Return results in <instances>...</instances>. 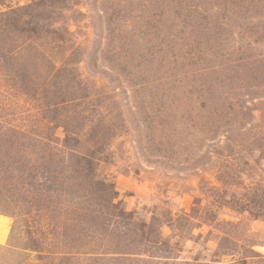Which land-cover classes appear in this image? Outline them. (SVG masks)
Instances as JSON below:
<instances>
[{"label":"rangeland","instance_id":"rangeland-1","mask_svg":"<svg viewBox=\"0 0 264 264\" xmlns=\"http://www.w3.org/2000/svg\"><path fill=\"white\" fill-rule=\"evenodd\" d=\"M41 1L0 0V264H264V0Z\"/></svg>","mask_w":264,"mask_h":264},{"label":"trees","instance_id":"trees-1","mask_svg":"<svg viewBox=\"0 0 264 264\" xmlns=\"http://www.w3.org/2000/svg\"><path fill=\"white\" fill-rule=\"evenodd\" d=\"M46 1L48 3H51L50 6H51L52 10H50V13L52 15L56 14L57 11L62 12L63 9L71 10L74 14L77 13V11L73 10V5L70 3V1L72 2V0H44L43 2L42 1L38 2L35 5L36 6L45 5L44 2H46ZM58 4L60 7L57 6Z\"/></svg>","mask_w":264,"mask_h":264}]
</instances>
